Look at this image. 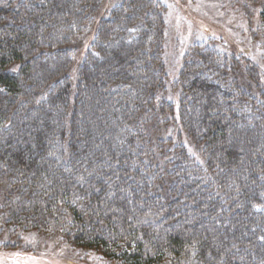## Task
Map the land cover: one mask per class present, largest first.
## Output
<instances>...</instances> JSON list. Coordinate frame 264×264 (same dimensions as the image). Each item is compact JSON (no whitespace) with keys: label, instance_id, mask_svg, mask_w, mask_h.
<instances>
[{"label":"trees","instance_id":"trees-1","mask_svg":"<svg viewBox=\"0 0 264 264\" xmlns=\"http://www.w3.org/2000/svg\"><path fill=\"white\" fill-rule=\"evenodd\" d=\"M103 1L0 0V249L35 233L115 264H264V102L243 88L258 87L255 69L212 47L186 56L178 116L201 148L194 166L149 132L165 8L125 0L101 18ZM251 1L264 30V0ZM97 21L74 100L69 47Z\"/></svg>","mask_w":264,"mask_h":264},{"label":"rangeland","instance_id":"rangeland-1","mask_svg":"<svg viewBox=\"0 0 264 264\" xmlns=\"http://www.w3.org/2000/svg\"><path fill=\"white\" fill-rule=\"evenodd\" d=\"M66 1L64 0V2ZM124 1L104 0L101 8L105 5L108 10L102 11L101 18H104L105 14L107 15L111 11L114 12L119 9V5L121 3L124 4ZM155 1L162 4L165 8L161 52L163 71L161 103L164 107H162L163 111L159 113L158 120L153 123V126H158V130H154V127L148 130L151 134H156L157 139L166 145L167 148H182L193 165L202 169L204 167V158L201 148L182 130L178 116V106L182 95L179 86V74L184 60L192 49L197 46L212 47L219 52L240 59L241 67L246 71H248V67L249 69L254 68L258 78V87L256 88L248 85L249 81H247V77H244L246 86H243V88L256 90L253 95L260 97L259 101L264 102V30L260 20L263 4L254 3L251 0ZM98 21L95 26L89 24V26L85 27L83 33L69 47L71 65L66 78L71 84V95L74 100L76 98L75 84L79 78V71L83 61L92 47ZM114 47L115 44L108 45L106 48L107 57H109V52ZM111 62L116 63L112 60ZM124 63L131 64V61L129 62V59L126 58ZM115 66L114 64L113 71L117 68ZM123 68L125 67L123 66ZM136 68L138 70V64ZM107 74L98 75L99 79L101 81L104 80L108 76ZM91 92L90 88H83V96L86 99L82 106H85L86 102L93 98L92 95L90 96ZM99 100L101 104L106 105V102L102 103V100ZM72 103L71 100L68 104L70 112L73 110ZM57 118L55 116V119L49 122L52 131L61 129ZM195 119L196 122H199L197 117ZM78 123L82 130V127L86 126L89 121L79 115ZM41 130L42 126L40 125L29 132L33 135L34 131L40 132ZM78 137L82 138L80 131L78 132ZM18 145L25 147L26 143H19ZM84 145L86 147L89 143H81L78 146L82 149ZM240 155L244 157L247 152H244V150L240 151ZM67 171L62 168L65 176L69 175ZM20 243L21 247L15 250L0 249V264H115L106 260L99 252L71 249L61 242L38 236L35 233L23 235Z\"/></svg>","mask_w":264,"mask_h":264}]
</instances>
